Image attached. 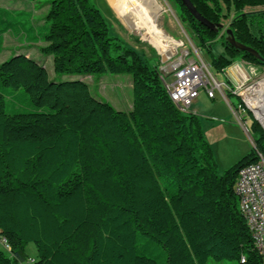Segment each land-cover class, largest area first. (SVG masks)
<instances>
[{"label":"trees","instance_id":"obj_1","mask_svg":"<svg viewBox=\"0 0 264 264\" xmlns=\"http://www.w3.org/2000/svg\"><path fill=\"white\" fill-rule=\"evenodd\" d=\"M171 1L218 72L264 68V0H190L213 24L230 19L237 45L258 56ZM46 4L39 31L29 13L0 8V54L5 33L23 34L45 44L55 76L130 75L133 106L118 111L84 81L57 82L25 54L0 63V238L10 248L0 264L27 262L30 243L34 264H158L157 249L167 264H264L234 190L256 152L264 157L261 125L250 126L255 149L220 173L201 119L173 104L159 65L111 35L90 0ZM9 89L25 91L26 111L7 113Z\"/></svg>","mask_w":264,"mask_h":264},{"label":"rangeland","instance_id":"obj_2","mask_svg":"<svg viewBox=\"0 0 264 264\" xmlns=\"http://www.w3.org/2000/svg\"><path fill=\"white\" fill-rule=\"evenodd\" d=\"M48 0H38L37 6L41 7ZM161 7V15L158 18V23L161 29L167 36L174 37L178 42L184 43V49L188 48L192 50V46L198 49V52L202 56L203 60L207 62L211 67L212 72L216 78L228 86L231 89H236L234 83H232L225 73L218 72L212 65L211 59L207 52L200 48L191 29L181 23L176 12V6L171 0H158ZM90 2L100 11V14L106 20L110 28V34L120 37L127 46L134 48L141 56L149 59L151 65H163L162 60L165 58L162 56V50L159 46L152 44L144 39L147 37L145 32L136 34L133 30H130L124 26L120 19L116 16L115 12L111 9L107 0H90ZM26 7L30 6V2H23ZM32 4V3H31ZM0 5L12 7L9 1H0ZM34 5V4H33ZM32 7V5H31ZM26 9V8H24ZM36 15L41 13L40 9L36 8ZM39 10V11H38ZM39 22L35 19L34 23L41 22L42 18L39 17ZM230 19L223 21L224 31L228 28ZM45 44H27L21 37H14L10 33H6L4 37L3 49L0 54V60L3 62L16 54L24 53L30 57H34V60L41 61L46 67L51 78L55 81H75L80 80L87 83L91 89L92 94L100 100L110 103L116 110L129 112L133 106V82L130 75H104L98 76H55L53 71V63L49 61L46 55L40 52L41 47ZM217 52H220L222 48L218 45L214 46ZM183 48L179 47L175 51L180 52ZM52 59V56H50ZM235 64V63H234ZM245 73L249 76L248 72L255 70L251 79L248 80L242 87V92L248 88L255 86L256 84L264 81V68L260 69L252 64L246 62H238ZM168 82H172L173 76L167 77ZM8 93H5L6 111L8 114H12L15 111L23 112L27 110V100L23 97L25 91L23 89L13 90L9 89ZM231 92L223 91L217 92L215 99H209L204 89L200 90L198 99L190 107V110L183 111L184 113L196 114L202 121L203 130L208 142L211 144L219 172L222 173L228 170L230 167L239 162L243 157L254 150V144L250 138L251 130L250 126L253 121H257L254 113L247 109V115L245 117L247 124L243 126L239 119L235 116L232 106L235 108L240 104L236 95L230 94ZM258 122V121H257ZM259 123V122H258ZM260 124V123H259ZM264 130L262 124H260ZM163 184L165 182L163 181ZM4 250H6L4 248ZM7 251V250H6ZM9 252V251H8ZM26 253L29 260L23 264H34L32 261L37 258L36 246L30 243L26 248ZM158 264H167V254L163 249L156 250ZM207 264H238L236 260H225L222 262L208 261Z\"/></svg>","mask_w":264,"mask_h":264},{"label":"built area","instance_id":"obj_3","mask_svg":"<svg viewBox=\"0 0 264 264\" xmlns=\"http://www.w3.org/2000/svg\"><path fill=\"white\" fill-rule=\"evenodd\" d=\"M166 45V50L162 52L165 59L161 62L163 65L160 67V79L173 104L179 110L186 111L190 110L201 89H204L209 99H215L218 91H230L241 99L238 107L232 106V110L242 125L246 126L245 117L247 109L250 108L246 97L241 95L240 90L251 79V76L255 75V70L248 72L249 76L245 78L241 73L244 68L242 66L239 68V64L226 69V74L228 71H233L236 89H231L230 86L216 78L211 66L203 60L194 46L192 50L184 49L183 42L173 40L167 42ZM179 47L183 49L180 52L175 51ZM234 70H236L235 74ZM169 76H173L172 82H168L167 77ZM260 123L264 127L261 121ZM250 138L253 142L251 135ZM256 153L258 161L239 171L234 190L239 197L240 211L252 236L254 250L264 261V157L259 151ZM3 245L7 251H10L5 241Z\"/></svg>","mask_w":264,"mask_h":264},{"label":"crops","instance_id":"obj_4","mask_svg":"<svg viewBox=\"0 0 264 264\" xmlns=\"http://www.w3.org/2000/svg\"><path fill=\"white\" fill-rule=\"evenodd\" d=\"M0 1H5V2L9 1L10 4L12 5V7L10 8L7 6L0 5V8L7 9L9 11H25L29 13L31 15L30 21L37 31H39L40 28L45 26L46 24L45 15L48 11V5L46 3H44V5H42L41 7H38L37 6L38 1L35 2L25 1V0H0ZM23 2H30V6L26 7L23 4ZM107 2L109 3L111 9L115 12L116 16L118 17V19L121 20L124 26H126L130 30H133L137 35L145 32L147 34V37H144V39L151 42L152 44L154 45L157 44L158 46H162L161 43L167 44V42H169L168 40H173L178 42V40L175 39L174 37L167 36L166 33L163 31V29H161V27L159 26L158 18L162 14L161 13L162 6L160 5V2L158 0H107ZM36 8L40 9L41 11L39 15L35 14V11H37ZM39 17L42 18L40 23H38L40 20ZM35 19L38 21L37 24L34 23ZM5 34L3 35V43H4ZM13 36L21 37L25 41V43L32 45V43L28 42V40L25 39V36L23 34H20L19 36L16 35ZM36 44H43V43L39 42ZM26 56L34 59V57L32 56L31 57L29 55ZM46 59L52 62L50 56H47ZM38 62L43 64L41 61ZM0 63H2L1 60ZM235 72L236 70H234V74ZM226 75H230L232 79L234 78L233 71H228ZM198 97L196 99H198ZM195 100L193 101V103L195 102ZM0 249H4L3 240L1 238H0ZM36 260L37 258H34L32 261H34L35 263Z\"/></svg>","mask_w":264,"mask_h":264},{"label":"bare ground","instance_id":"obj_5","mask_svg":"<svg viewBox=\"0 0 264 264\" xmlns=\"http://www.w3.org/2000/svg\"><path fill=\"white\" fill-rule=\"evenodd\" d=\"M161 44L162 47H159L157 44L155 45L159 47L160 50L165 51L167 45L165 43ZM239 68H241V66H239ZM241 73L245 78H248V75L245 73V71H243V69L241 70ZM242 94L246 97L247 105L250 110L254 112L257 119L264 124V81L244 90Z\"/></svg>","mask_w":264,"mask_h":264},{"label":"water","instance_id":"obj_6","mask_svg":"<svg viewBox=\"0 0 264 264\" xmlns=\"http://www.w3.org/2000/svg\"><path fill=\"white\" fill-rule=\"evenodd\" d=\"M181 1L185 5V7L188 9V11L194 16V18L197 19L205 27H207V28H209L210 30H213V31H215V30L218 31L219 29H224V25L223 24H218V25L213 24L207 18H205L201 13H199L198 10L196 9V7L193 5V3L190 0H181ZM226 33L230 37V40H231V43H232L233 46L238 47V48H240V49H242L244 51H249V52L253 53L254 55L258 56L257 52L252 50V49H250V48H247V47H244V46L239 47L237 45V43H236V41L234 39L233 33H232V31L230 29H226ZM235 64H238V63H235ZM227 77L232 83L235 84V82L233 81V79L231 78L230 75H227ZM254 116H255V113H254ZM255 118L260 123V121L257 119L256 116H255Z\"/></svg>","mask_w":264,"mask_h":264}]
</instances>
